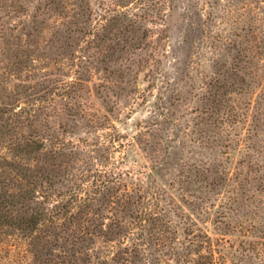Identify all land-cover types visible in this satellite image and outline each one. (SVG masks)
Masks as SVG:
<instances>
[{
    "label": "rangeland",
    "instance_id": "374dc122",
    "mask_svg": "<svg viewBox=\"0 0 264 264\" xmlns=\"http://www.w3.org/2000/svg\"><path fill=\"white\" fill-rule=\"evenodd\" d=\"M0 264H264V0H0Z\"/></svg>",
    "mask_w": 264,
    "mask_h": 264
},
{
    "label": "trees",
    "instance_id": "16d2710c",
    "mask_svg": "<svg viewBox=\"0 0 264 264\" xmlns=\"http://www.w3.org/2000/svg\"><path fill=\"white\" fill-rule=\"evenodd\" d=\"M51 155H53V154L51 153ZM111 181H114V180H111ZM111 181H109V182H111ZM113 197L111 196V198H113ZM128 197L132 198L131 195H129ZM126 203H129V204L132 203V205L134 206V201H126ZM68 205H69V201H67L66 204L65 203H61L60 206H59L60 209L61 208L63 209L61 212H63V213L66 212V214H69L70 208H69ZM44 208L45 207L42 208L39 205H37L34 208H32L33 210H36V212L32 216H30V218H28V220L26 222V225L24 227V230L26 232L32 234V232L38 230L39 227H43L44 226V224H43L44 223V219H47L48 217H49V221H48L49 223H53L54 222V216L52 214L53 211H54V208L53 209H49V208H45L44 209ZM45 210H47V211L45 212ZM59 213H60V211H59ZM55 214H58V213H55ZM88 223H89V220L88 221L86 220V223L79 224L77 226L76 231L78 233H81V234L84 235L89 229L88 228Z\"/></svg>",
    "mask_w": 264,
    "mask_h": 264
}]
</instances>
